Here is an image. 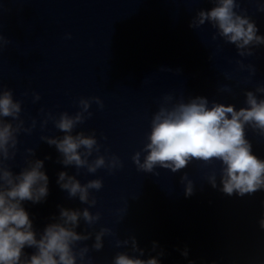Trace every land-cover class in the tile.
I'll return each mask as SVG.
<instances>
[{
    "label": "water",
    "instance_id": "1",
    "mask_svg": "<svg viewBox=\"0 0 264 264\" xmlns=\"http://www.w3.org/2000/svg\"><path fill=\"white\" fill-rule=\"evenodd\" d=\"M238 2L237 11L251 17L258 34L264 35V12L258 11L264 0ZM213 6V0H0V34L10 41L0 50V87L13 90L14 100L21 101L25 128L36 121L31 133H18L16 155L6 163L18 174L29 160L44 161L49 194L40 203L23 205L38 232L59 215L61 206L89 207L78 197L70 199L58 185V173L66 171L82 184L103 181L102 189L90 190L97 203L89 210L100 213L99 221L88 227L81 220L77 229L93 233L79 245L89 247L92 264H112L118 252L134 255L130 245L116 246L117 240L130 236L144 249L142 259L162 250L160 264H264V230L259 226L264 191L224 195L219 191V162L192 161L181 172L157 168L159 175H154L139 171L132 161L147 142L153 114L166 104L164 97L171 95V103H176L204 96L210 103L239 109L245 91L264 86V46L240 57L235 45L219 36L212 39L217 30L210 23L189 27L199 10ZM237 61L253 65L255 74ZM35 93L40 95L36 102ZM91 97H99L103 108L93 101L92 116L73 134L95 133L100 152L90 161L97 155H115L123 166L94 174L81 168L77 175L75 166L65 167L56 147L41 139L64 133L52 120L41 125L49 112L74 115L80 111L79 100ZM246 136L254 154L264 159V137L250 128ZM212 172L217 175L215 189L207 180ZM184 173L194 184L188 197L180 180ZM101 228L112 234L96 251L91 245ZM185 249L187 257L181 254Z\"/></svg>",
    "mask_w": 264,
    "mask_h": 264
},
{
    "label": "clouds",
    "instance_id": "2",
    "mask_svg": "<svg viewBox=\"0 0 264 264\" xmlns=\"http://www.w3.org/2000/svg\"><path fill=\"white\" fill-rule=\"evenodd\" d=\"M213 3L210 10L201 9L195 14L190 28L196 29L206 22L210 23L217 30L212 39L219 36L226 43L235 45L240 57L252 56L254 48L264 46V35L258 34L255 21L237 11L240 7L238 0H213ZM258 11L264 12V4L259 5ZM67 38H71V35L68 34ZM8 43L10 41L0 34V50ZM237 63L255 74L253 65L245 66L242 61ZM244 96V106L239 109L234 104L210 103L204 96L176 103H171V95L164 97L166 104H162L153 114L147 142L141 151L132 156L133 163L139 171L159 175L157 168L178 173L192 161L204 165L219 162V191L224 195L244 197L264 191V159L254 154L253 145L246 136V129L250 128L264 137V86L245 91ZM39 100L40 95L35 93L34 102ZM93 101L103 108V101L99 97L81 98L80 111L74 115L61 112L58 117L49 112L41 125L43 127L48 120H52L55 127L64 133L60 137L44 136L41 139L50 146L54 145L62 157L60 163L65 167L75 166L77 175L81 168L94 174L101 168L112 171L123 166L115 155L107 159L104 155H97L90 161L89 157L94 152H100L95 133L73 134L77 125L92 116L89 108ZM21 111V101L14 100L13 90L0 87V264H78V261L79 264H92L91 257H87L89 247L86 244L83 247L79 245L92 238L93 233L78 232L77 229L81 220L88 227L99 221L100 213L93 214L89 210L97 203L95 197L90 198V190L102 189L103 181L92 179L82 184L76 175L59 172L57 183L60 188L68 193L70 199L78 197L82 204L89 207L81 210L61 206L59 215L54 216L52 222L38 232L23 205L26 201L40 203L49 194V177L43 171L44 161L29 160L18 174L6 163L16 155L18 133H31L36 126L33 120L32 126L25 128L24 121L20 119ZM9 117L11 121L5 119ZM27 151L35 155L34 149ZM180 180L185 186V196H191L194 184L188 179L187 173ZM207 180L212 188L218 187L215 172ZM259 226L264 230V217L259 220ZM111 234L108 228L95 232L92 249L100 251L104 246V237ZM129 245L134 255L118 252L112 264H160L158 257L164 254L162 250L157 256L142 259L144 249L139 247L135 236L116 241L117 247ZM156 247V242H153L154 251ZM26 248L34 251L29 254L25 252ZM181 254L187 257V249ZM189 264L193 262L189 261Z\"/></svg>",
    "mask_w": 264,
    "mask_h": 264
}]
</instances>
